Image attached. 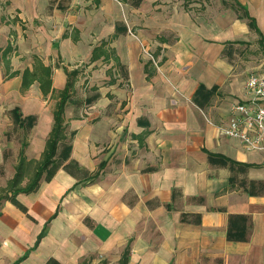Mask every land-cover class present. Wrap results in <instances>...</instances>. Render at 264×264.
Here are the masks:
<instances>
[{
	"label": "crops",
	"instance_id": "crops-1",
	"mask_svg": "<svg viewBox=\"0 0 264 264\" xmlns=\"http://www.w3.org/2000/svg\"><path fill=\"white\" fill-rule=\"evenodd\" d=\"M50 1V28L15 29L17 57L51 66L56 90L66 82L62 67L83 68L64 109L71 151L49 181L1 203L0 264L21 257L46 223L19 264H116L129 241L128 264H264V151L219 131L233 104L250 97L248 77L264 75V40L240 16L243 7L264 36V0L15 3L37 17ZM102 42L118 66L90 62ZM12 79L19 87L20 76ZM200 84L216 88L203 107L193 101ZM32 86L11 108L35 117L28 160L40 158L53 124L49 96ZM229 229H245V239L228 240Z\"/></svg>",
	"mask_w": 264,
	"mask_h": 264
},
{
	"label": "trees",
	"instance_id": "trees-1",
	"mask_svg": "<svg viewBox=\"0 0 264 264\" xmlns=\"http://www.w3.org/2000/svg\"><path fill=\"white\" fill-rule=\"evenodd\" d=\"M241 8L243 12L240 16L247 18L249 22V26L259 35L260 37L259 43L262 44V41L264 40V36L260 33L259 29L257 28L255 19L250 17L243 7ZM63 37L64 38L67 37L66 34H63ZM76 39L77 38H75V40ZM10 53H11V47L7 45L1 51V55H0L1 56L0 59L3 65L5 66V71L8 72L6 76L10 78H13L15 76H20L19 90L22 93L29 90L33 84H37V87L41 92L43 98H46L48 96L49 98H55V104L52 111L53 124L46 138L45 146L40 155V158L36 161L28 160L26 158L25 148L27 147L28 143L26 140L23 139L20 143V149L17 156L18 161L15 166L14 175L11 179L7 181L6 187H4V189H0V193L1 191H4V192H8L9 194L3 198L0 195V205L2 200L3 201L12 200L16 195L20 193L28 194L30 192L35 191L38 188L39 182L42 179V177L44 176V179L46 181H49L53 177L60 163L65 161L69 157L71 146L68 145L66 142L67 125L64 119V109L67 102L75 94L76 80L83 73V68L68 70L65 67H62L66 76V82L61 90H56L52 87L51 66L44 64L39 57L33 55L31 67H26L22 71L11 70L9 64ZM99 59H102L103 62L105 63H108L110 62V60H113L117 64V66L119 65L118 59L115 56L114 51L110 48H107L105 42H102L100 45L95 46L92 49L90 62H94ZM144 70L145 72H147L146 64L144 66ZM109 72L110 71L107 70V74H109ZM148 77H149V73L147 74V79ZM113 83H114V79H110L109 84H113ZM215 89H216L215 87H212L211 89H207L200 84L195 92L193 101L198 106L203 107V103L207 102L214 95ZM11 114L13 115L14 121L16 122L19 128H25V126L27 128L32 127L33 125L32 122L33 119L35 118L32 116H28L23 119L18 107L13 108L11 110ZM24 121H28L27 125ZM59 145L62 146L60 152L58 153L57 149ZM208 155L209 158L211 159L215 157L220 158L218 155H212V154H208ZM33 163L35 164V168L32 175L28 178L27 182L24 185H21L24 179L23 168ZM244 166L251 167L252 165L247 164ZM55 215L56 213L52 216V218H54ZM47 224L48 223L44 225L42 231L38 234L34 245L31 248H29L21 257H19L13 264H19L28 257L31 251L36 249L39 242L46 234ZM227 239L244 240L245 229H242L241 233H232L229 229L227 231ZM129 254H130V241L122 250L120 258L118 259L116 264H128ZM81 264H88V263L84 260L81 262Z\"/></svg>",
	"mask_w": 264,
	"mask_h": 264
},
{
	"label": "rangeland",
	"instance_id": "rangeland-1",
	"mask_svg": "<svg viewBox=\"0 0 264 264\" xmlns=\"http://www.w3.org/2000/svg\"><path fill=\"white\" fill-rule=\"evenodd\" d=\"M16 1L17 0H0V55L4 47H6L7 45L11 47V53L9 55V64L11 70L13 68L24 66L28 62H31L32 57L34 55L33 54L32 56L17 57L19 54V48L16 44L17 32L15 29H18L20 31L36 32L39 28L45 27L46 24H48L47 28H50V22H48L47 20L50 19L49 14L51 13V10H53L55 7V1H50L46 6V9L42 11V6L39 3L36 9L38 16H28L29 18L27 16H23V13L26 12L24 8L21 11V17L24 19L22 20V18H19L17 16V13L21 12L16 8V5H18L15 3ZM38 1L40 2L41 0ZM59 4L63 5L64 3L60 2ZM254 56V59L256 61L257 54L254 53ZM6 74H8V72L5 71V66L3 65L0 59V143L2 144L5 141L7 143L4 151V159L6 160V163L5 165L0 167V189H4V187H6L8 181L6 179V175L15 172V166L18 161V159L16 158V154L19 151L20 143L23 139L27 141L29 139L30 134V128L20 129L14 121L13 115L11 114V108L20 102V95H23V93L19 90V87L14 84V80L10 77H7ZM30 89L32 91L31 95H33V92L35 91V86L30 87ZM49 99L50 100L48 101V103L52 104V107H54L55 98ZM34 120L35 119H33V122ZM24 122L27 125L28 121ZM30 157H34V159L29 160H38L36 159L37 154H32V156ZM34 168V163L23 168L24 179L21 185H24L27 182L28 178L32 175L34 171ZM5 172L7 173L6 175ZM0 195L3 198L9 194L8 192L1 191ZM2 202L3 200L1 201V203ZM53 262L54 261H50L48 264H52ZM98 264L114 263L107 259H104L101 260Z\"/></svg>",
	"mask_w": 264,
	"mask_h": 264
},
{
	"label": "built area",
	"instance_id": "built-area-1",
	"mask_svg": "<svg viewBox=\"0 0 264 264\" xmlns=\"http://www.w3.org/2000/svg\"><path fill=\"white\" fill-rule=\"evenodd\" d=\"M143 53L152 61L145 49ZM245 86L250 97L233 104L228 120L219 126V131L238 140L247 151H264V75H250Z\"/></svg>",
	"mask_w": 264,
	"mask_h": 264
}]
</instances>
